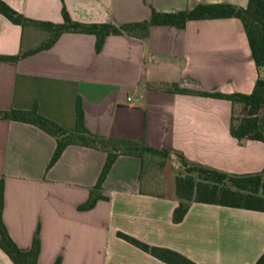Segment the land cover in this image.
Here are the masks:
<instances>
[{
	"label": "crops",
	"instance_id": "1",
	"mask_svg": "<svg viewBox=\"0 0 264 264\" xmlns=\"http://www.w3.org/2000/svg\"><path fill=\"white\" fill-rule=\"evenodd\" d=\"M31 22L0 14V110H30L66 130L74 128L79 97L86 129L127 140L166 156L119 153L89 208L106 151L66 144L47 167L52 135L24 121L0 117L1 220L20 250L37 231L36 264H168L116 232L173 250L197 264H254L264 250V211L190 202L178 204L173 179L190 163L226 174L264 168V142H238L229 133L231 103L204 96L251 92L258 70L236 17L191 19L182 27L150 25L144 33L106 34L100 48L89 32L50 33L37 22L122 23L157 12L188 10L197 3L244 7L247 0H1ZM34 22V23H33ZM39 47V48H38ZM129 98V99H127ZM162 156V155H161ZM0 264H13L0 249Z\"/></svg>",
	"mask_w": 264,
	"mask_h": 264
},
{
	"label": "trees",
	"instance_id": "2",
	"mask_svg": "<svg viewBox=\"0 0 264 264\" xmlns=\"http://www.w3.org/2000/svg\"><path fill=\"white\" fill-rule=\"evenodd\" d=\"M0 14L21 26L31 22L1 0ZM61 15V23H35L50 33L48 40L39 47L48 46L61 32L65 31L93 33L95 35V48L98 50L106 34L144 33L153 24L182 27L185 21L191 19L236 17L241 22L251 58L258 70V76L253 88L248 94H221L217 92H202L200 94L224 98L230 101L229 133L238 142L246 139L264 142V111L259 116V110L264 106V70L262 72L260 69H264V0H247L244 7L228 3H197L188 10L174 12H157L151 9L147 20L122 23L117 26L110 23H79L71 20L63 8L61 9ZM17 57V55H0V60L13 62ZM237 103L241 104V106L236 114L234 109ZM0 117L32 123L54 137L55 147L47 167L56 160L66 144L75 143L98 147L106 151L104 164L97 176L93 189L88 199L79 206L82 209L91 207L96 199L103 198L98 193V190L116 155L119 153L142 155L135 152L136 149H142L152 154L166 156L168 151L163 148L154 149L136 142L92 134L83 124L79 97H76L74 101V128L72 130H66L52 120L39 115L34 107L30 110H0ZM113 143H117L122 149L114 146ZM174 153L178 158L182 171L177 172L173 179V189L178 199V204L172 211L173 222H178L182 219L190 202L264 211V168L260 172L253 174H226L211 168L190 164L181 153ZM1 209L2 182L0 180V249L9 257L13 264H36L39 250L37 231H34L32 235L30 247L27 250H20L11 240L2 223ZM116 236L168 264H197L173 250L150 246L122 232L117 231ZM58 263L59 260L56 259L53 264ZM254 264H264V250L256 258Z\"/></svg>",
	"mask_w": 264,
	"mask_h": 264
},
{
	"label": "rangeland",
	"instance_id": "3",
	"mask_svg": "<svg viewBox=\"0 0 264 264\" xmlns=\"http://www.w3.org/2000/svg\"><path fill=\"white\" fill-rule=\"evenodd\" d=\"M260 69H261L262 72H263L264 69H263V68H260ZM240 106H241V104H239V103H237V104L235 105V109H234V111H235L236 114L239 112V110H240ZM263 111H264V106H262V107L260 108V110H259V116H261V114L263 113ZM113 145H114V146H118L119 149H122V147L119 146L117 143H113ZM135 152H138V153L144 154V155H146V156L149 157V158H160V157H164V156H161V154H152V153H149V152L143 151L142 149H136ZM182 173H183V172H182ZM194 174H195V173H194Z\"/></svg>",
	"mask_w": 264,
	"mask_h": 264
},
{
	"label": "built area",
	"instance_id": "4",
	"mask_svg": "<svg viewBox=\"0 0 264 264\" xmlns=\"http://www.w3.org/2000/svg\"><path fill=\"white\" fill-rule=\"evenodd\" d=\"M127 99H129V98H127Z\"/></svg>",
	"mask_w": 264,
	"mask_h": 264
}]
</instances>
